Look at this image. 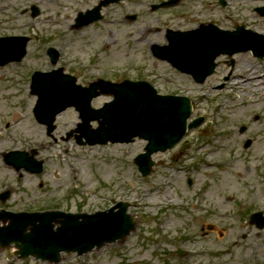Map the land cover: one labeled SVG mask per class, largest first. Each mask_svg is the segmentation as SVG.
<instances>
[{
	"label": "rangeland",
	"instance_id": "1",
	"mask_svg": "<svg viewBox=\"0 0 264 264\" xmlns=\"http://www.w3.org/2000/svg\"><path fill=\"white\" fill-rule=\"evenodd\" d=\"M99 1L0 0V36L31 38L23 61L0 66V193L18 178L24 184L12 193L8 208L93 213L130 202L135 228L125 239L80 256L63 253L57 264H264V229L249 221L250 213L264 212V57L238 53L231 66L221 55L216 73L199 84L150 50L166 43L168 28L190 29L199 22L264 33V18L254 11L264 0H230L226 8L219 0H182L157 11L151 5L158 0H121L102 9V20L73 28L77 14ZM32 5L41 14L33 17ZM50 46L61 52L57 66L69 73L84 70L77 71L79 83L88 85L98 76L117 82L146 78L162 93L188 96L194 101L190 120L203 117V124L173 149L153 154L157 164L148 176L134 161L147 141L79 145L75 108L57 116L49 136L33 114L31 71L53 68ZM112 99L100 95L93 106ZM31 147L47 160L43 175L5 164L8 151ZM178 250L190 252L179 256ZM0 264L56 263L9 258L0 249Z\"/></svg>",
	"mask_w": 264,
	"mask_h": 264
},
{
	"label": "water",
	"instance_id": "2",
	"mask_svg": "<svg viewBox=\"0 0 264 264\" xmlns=\"http://www.w3.org/2000/svg\"><path fill=\"white\" fill-rule=\"evenodd\" d=\"M106 0L102 4H107ZM101 5L87 14H80L77 26H82L100 18ZM37 14L34 8V15ZM169 46H153L154 53L169 60L182 71L191 73L203 80L213 73L215 59L222 53L232 55L239 51L252 49L258 56H264V36L244 31H221L209 25L192 32H176L169 35ZM28 38H0V64L12 60H20L25 54ZM112 93L114 100L100 110H92L90 102L99 93ZM33 91L39 100L35 107L37 119L49 125L55 116L69 106H76L81 112L83 123L78 131L90 144L112 142H130L136 136L149 140L146 153L136 158L143 175L152 171L155 162L151 155L159 150L164 151L179 141L187 131V119L191 115L192 105L189 99L178 96L158 95L147 83L126 81L113 84L107 81L94 83L90 88L75 84V79L61 73L34 76ZM98 120L100 126L90 129V121ZM200 121L189 124L196 126ZM9 163L18 166L26 164L24 154L15 153L7 158ZM23 163V164H22ZM30 170L32 167L26 165ZM39 170V169H38ZM117 214L111 210L88 215L85 213L68 214L60 211L43 213L0 212V220H10L9 225L0 227V247L8 248L15 244L21 258L33 255L50 261H59L61 252L83 254L95 246L102 247L105 243L125 238L134 228L135 222L125 214L126 205H120ZM253 219L264 226L261 213L254 214ZM61 226L55 231L54 226Z\"/></svg>",
	"mask_w": 264,
	"mask_h": 264
},
{
	"label": "flooded vegetation",
	"instance_id": "3",
	"mask_svg": "<svg viewBox=\"0 0 264 264\" xmlns=\"http://www.w3.org/2000/svg\"><path fill=\"white\" fill-rule=\"evenodd\" d=\"M179 3H182V0H180ZM176 6H174V7H176ZM174 7L173 6L172 7H167V8H164V9H170V8H174ZM181 16H185V14L182 13ZM172 29L177 30V29H180V28L173 27ZM166 36H167V30L165 31V37H164L165 39H166Z\"/></svg>",
	"mask_w": 264,
	"mask_h": 264
},
{
	"label": "bare ground",
	"instance_id": "4",
	"mask_svg": "<svg viewBox=\"0 0 264 264\" xmlns=\"http://www.w3.org/2000/svg\"><path fill=\"white\" fill-rule=\"evenodd\" d=\"M261 83V82H260ZM263 93V92H262ZM262 97H264V94H263V96Z\"/></svg>",
	"mask_w": 264,
	"mask_h": 264
}]
</instances>
